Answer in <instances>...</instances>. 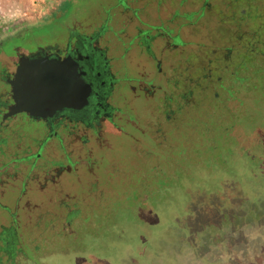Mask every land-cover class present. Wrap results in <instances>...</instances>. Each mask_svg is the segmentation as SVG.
Here are the masks:
<instances>
[{"label": "rangeland", "instance_id": "obj_1", "mask_svg": "<svg viewBox=\"0 0 264 264\" xmlns=\"http://www.w3.org/2000/svg\"><path fill=\"white\" fill-rule=\"evenodd\" d=\"M70 1L0 0V30L44 19L62 4L63 14L78 7L87 34L104 29L100 47L117 77L126 68L130 77L143 72L135 43L121 55L137 27L152 35L151 28L162 27L171 44L180 43L161 56V101L133 112L138 143L121 148L108 138L107 164L91 166L97 175L84 187L89 195L63 202L76 206V218L68 224L66 210L43 208L26 230L20 218V247L53 253L51 264H197L196 252L212 251L210 225L215 228L220 215L250 219L264 207V4L125 0L138 11L136 20L121 12L118 0ZM58 22H40L38 38L64 36L65 24Z\"/></svg>", "mask_w": 264, "mask_h": 264}, {"label": "flooded vegetation", "instance_id": "obj_2", "mask_svg": "<svg viewBox=\"0 0 264 264\" xmlns=\"http://www.w3.org/2000/svg\"><path fill=\"white\" fill-rule=\"evenodd\" d=\"M261 2L264 4V0ZM118 5L123 14L130 12L139 20L138 11L129 8L125 0H118ZM63 6L44 19L0 30V264H42L47 260L51 264L53 253L41 255L37 247L28 252L20 247V218L26 222L24 230L27 223L41 219L43 208L66 210L63 218L68 224L76 218V206L63 202L89 195L84 187L97 175L91 166L107 164L108 138L118 139L121 148L138 143L133 135L139 130L133 112L158 100L163 86L157 79L165 80L166 76L162 58L171 46L176 48L180 43L174 39L175 44H171V36L162 27L151 28L153 35L137 27L133 40L121 46V55L125 57L135 43L143 51L136 64L143 72L130 77L126 68L124 75L113 76L106 51L100 47L104 29L87 34L85 20L78 15L80 9L63 14ZM50 21H60L62 27L65 24L64 36L54 32L49 39H39L40 22ZM126 24L131 25L132 20ZM44 58H70L78 64L79 71L85 73L81 79L93 88L89 105L81 110L63 109L45 119L27 113L9 115L14 103L13 81L21 60ZM116 101L125 109L117 107ZM38 164L44 165L40 174L35 173ZM98 181L95 179V185ZM254 213V218L236 214L226 216V221L223 214L219 216L222 220L213 223L215 228L209 224L213 230L212 251L203 257L196 252L197 264H264V222H260L264 207ZM224 226L229 229L227 233H223ZM197 245H192L196 251Z\"/></svg>", "mask_w": 264, "mask_h": 264}, {"label": "water", "instance_id": "obj_3", "mask_svg": "<svg viewBox=\"0 0 264 264\" xmlns=\"http://www.w3.org/2000/svg\"><path fill=\"white\" fill-rule=\"evenodd\" d=\"M84 74L70 58L22 59L13 81L9 115L27 113L45 119L63 109L87 107L93 88L81 79Z\"/></svg>", "mask_w": 264, "mask_h": 264}]
</instances>
